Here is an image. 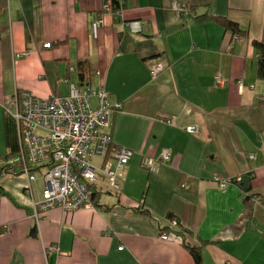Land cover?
<instances>
[{
	"label": "crops",
	"instance_id": "crops-1",
	"mask_svg": "<svg viewBox=\"0 0 264 264\" xmlns=\"http://www.w3.org/2000/svg\"><path fill=\"white\" fill-rule=\"evenodd\" d=\"M115 1L0 0V264H195L186 246L203 241L201 264H264V207L251 199L264 198V80L251 45L264 44V0H120L117 11ZM173 3L192 13L178 17ZM205 13L247 35L194 21ZM156 60L165 69L153 77ZM71 85L102 88L121 105L110 135L133 155L118 192L102 177L93 208H53L35 221L43 170L28 183L5 166L13 134L2 104L17 90L46 98L68 95ZM143 157L157 170L143 168ZM237 176L249 177L247 187L213 182ZM167 216L179 231L167 228ZM51 246L62 255L46 256Z\"/></svg>",
	"mask_w": 264,
	"mask_h": 264
},
{
	"label": "built area",
	"instance_id": "built-area-1",
	"mask_svg": "<svg viewBox=\"0 0 264 264\" xmlns=\"http://www.w3.org/2000/svg\"><path fill=\"white\" fill-rule=\"evenodd\" d=\"M172 9L178 17L190 14L182 11L175 3ZM104 10H110L108 5L104 6ZM99 27L100 20L97 19L92 25L93 37L97 36ZM44 47H49V44ZM161 70L162 65L156 64L151 74L155 75ZM91 98L97 100L94 107ZM2 107L14 120L18 137L17 155L8 164L19 165L21 173L31 183L36 180L31 170H43L41 178L45 188L42 198L33 204L35 219L38 213L53 207L63 212L91 207V195L102 177L106 179L110 191L120 190L123 173L133 152L123 147H109L111 116L121 109V105L110 104L104 89L71 85L68 95L52 94L46 98L20 90L6 98ZM187 131L195 133V128L188 127ZM96 158L103 159L97 166L93 164ZM168 159L169 152L163 149L160 162ZM141 165L152 172L157 170V164L149 158L143 157ZM241 180L240 176L224 180L213 178L219 189H225ZM252 200L260 204L258 197ZM161 239H168V235L162 234ZM53 251H56L54 246L48 248V253Z\"/></svg>",
	"mask_w": 264,
	"mask_h": 264
},
{
	"label": "trees",
	"instance_id": "trees-1",
	"mask_svg": "<svg viewBox=\"0 0 264 264\" xmlns=\"http://www.w3.org/2000/svg\"><path fill=\"white\" fill-rule=\"evenodd\" d=\"M115 1L114 3L112 2V4H110V8H112V10H116L117 9H121L124 7V2L122 1L119 2ZM114 4V5H113ZM188 16V15H187ZM194 21L196 22H205V21H211V22H215L219 25H221L227 32H230L233 36H237V37H243L247 35V32L244 30H241V28L238 26L237 23L222 17V16H214V15H210L205 13L204 15H199V16H193ZM251 45L253 46V48L256 51L255 57H256V64H257V71H256V76L259 80H264V44L257 42V41H252ZM151 60V59H150ZM80 79H82V75H80ZM96 90V89H95ZM98 90V89H97ZM20 90H17V92H19ZM96 100V98H94ZM92 100V98H91ZM96 104H97V100H96ZM92 105V103H91ZM93 106V105H92ZM96 106V105H94ZM93 106V107H94ZM3 111H4V118H5V128H6V132L8 133V135L11 133L13 134V137L11 135V137L7 138V134H6V139H7V144H9L11 146V149H13L12 153H10L11 155H5L2 156V159H6V162L9 158V156H16L17 152H18V137H17V131H16V125L14 123V120L12 119V117L10 115H8L4 108L2 107ZM111 130V128H110ZM110 130H109V136L111 138L110 135ZM110 148L112 147H116V145L112 142V139L110 141ZM98 159V164H101L103 159L101 158H97ZM20 170V166H17ZM16 167H13L12 169H14ZM35 171H40V168L37 169H33L31 170V173L35 172ZM258 197V195H253L251 197V199ZM260 206L264 207V198H260V204H257ZM143 213H146V210H142ZM167 220L169 222H173L174 219L171 217L167 216ZM169 229V228H168ZM174 231H179L178 229H174ZM208 243L207 242H202L199 246H186V248L188 249L193 261L195 264H201V248L203 246H206Z\"/></svg>",
	"mask_w": 264,
	"mask_h": 264
},
{
	"label": "bare ground",
	"instance_id": "bare-ground-1",
	"mask_svg": "<svg viewBox=\"0 0 264 264\" xmlns=\"http://www.w3.org/2000/svg\"><path fill=\"white\" fill-rule=\"evenodd\" d=\"M105 11V10H104ZM110 12V10L107 12V13H109ZM127 25H128V27H129V29H131L132 31H138V30H140V27H138V28H136V29H134L133 28V26H135V25H139V23L138 22H132V21H130V22H127ZM97 34H98V32H97ZM97 37V36H96ZM96 37H94V38H96ZM46 44H49V47H44V45H43V47L44 48H51L52 47V44L51 43H46ZM156 64H161L162 65V70L161 71H159L158 73H156L155 75H152L151 74V69H152V67L153 66H155ZM165 69V64L162 62V61H159V60H156V61H154L151 65H150V67H149V73H150V75L151 76H153V77H155L157 74H159V73H161L163 70ZM239 86H241V87H239V89H242V84H239ZM86 88V87H85ZM54 95H56V94H54ZM40 98V97H39ZM38 134V133H37ZM17 154V153H16ZM7 164H5V166H8V167H11V168H13V167H17V166H19V165H9L8 164V162H6ZM36 169V168H35ZM145 169H147L149 172H152V171H150L148 168H145ZM41 170V169H40ZM20 172H21V170H19ZM22 174V173H21ZM33 174V173H32ZM24 175V174H23ZM34 176V175H33ZM35 177V176H34ZM27 178V177H26ZM35 179H36V177H35ZM28 181V180H27ZM28 183H30L29 181H28ZM99 186V185H98ZM45 188V187H44ZM106 189H107V191L108 192H112V191H110L108 188H107V186H106ZM28 190L30 191V188H28ZM44 191V190H43ZM118 192V191H117ZM113 193H116V192H113ZM98 195H99V192H96V186H95V191L92 193V195H91V201H92V206L91 207H89V208H86V207H80V208H86V209H90V208H93L95 205H94V203H95V201H96V199L98 198ZM42 196H43V193H42ZM41 199V198H40ZM37 202V201H36ZM35 202H33V204H34ZM33 204H32V208H33ZM31 208V209H32ZM53 208H58V207H53ZM53 208H50V209H53ZM80 208H78V209H80ZM58 209H60V208H58ZM78 209H76V210H78ZM49 210V209H48ZM61 210V209H60ZM76 210H74V211H76ZM47 211V210H46ZM62 211V210H61ZM74 211H71V212H74ZM63 212V211H62ZM71 212H63V213H71ZM40 213H42V212H40ZM40 213H38V216H37V218L35 219L34 217H33V211H32V217H33V219H35V221H38V218H39V214ZM173 222H175V221H173ZM177 225H178V223L177 222H175V225H172V221L171 222H169V225H167V228H169V229H176V227H177ZM162 234H166V232H162L161 233V235ZM161 235H160V238H161ZM168 235V234H167ZM168 239H169V236H168ZM168 239H166V240H168ZM163 240V239H162ZM165 241V240H164ZM55 247V246H54ZM56 248V247H55ZM52 255H54V256H56V257H59V256H61L62 254H61V252L59 251V250H57L56 249V251H53L52 253H48L46 256H48V257H50V256H52Z\"/></svg>",
	"mask_w": 264,
	"mask_h": 264
},
{
	"label": "rangeland",
	"instance_id": "rangeland-1",
	"mask_svg": "<svg viewBox=\"0 0 264 264\" xmlns=\"http://www.w3.org/2000/svg\"><path fill=\"white\" fill-rule=\"evenodd\" d=\"M182 11H187V12H190V13H192L191 12V10H189L188 8L187 9H181ZM93 104V103H92ZM93 105H95V103L93 104ZM0 126H1V123H0ZM0 132H1V129H0ZM119 133L120 134H122L120 131H119ZM5 152V148H4V144H3V140H2V138L0 137V153L2 154V153H4ZM15 157L16 156H9V158H8V162H10V161H14L15 160ZM97 161H98V159L96 158V159H94L93 160V164H96L97 163ZM113 163V162H112Z\"/></svg>",
	"mask_w": 264,
	"mask_h": 264
},
{
	"label": "water",
	"instance_id": "water-1",
	"mask_svg": "<svg viewBox=\"0 0 264 264\" xmlns=\"http://www.w3.org/2000/svg\"><path fill=\"white\" fill-rule=\"evenodd\" d=\"M248 182H249V177H247V176H243V180H242V182H241V186H242V188L247 187Z\"/></svg>",
	"mask_w": 264,
	"mask_h": 264
}]
</instances>
